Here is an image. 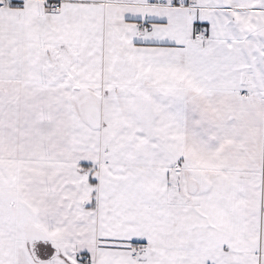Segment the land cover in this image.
<instances>
[{
  "label": "snow or ice",
  "instance_id": "1",
  "mask_svg": "<svg viewBox=\"0 0 264 264\" xmlns=\"http://www.w3.org/2000/svg\"><path fill=\"white\" fill-rule=\"evenodd\" d=\"M0 264H264V0H0Z\"/></svg>",
  "mask_w": 264,
  "mask_h": 264
}]
</instances>
